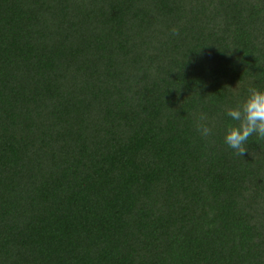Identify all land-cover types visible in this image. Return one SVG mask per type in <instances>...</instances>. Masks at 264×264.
<instances>
[{
  "label": "trees",
  "instance_id": "obj_1",
  "mask_svg": "<svg viewBox=\"0 0 264 264\" xmlns=\"http://www.w3.org/2000/svg\"><path fill=\"white\" fill-rule=\"evenodd\" d=\"M251 88L264 0H0V264H264Z\"/></svg>",
  "mask_w": 264,
  "mask_h": 264
},
{
  "label": "clouds",
  "instance_id": "obj_2",
  "mask_svg": "<svg viewBox=\"0 0 264 264\" xmlns=\"http://www.w3.org/2000/svg\"><path fill=\"white\" fill-rule=\"evenodd\" d=\"M173 34L178 33L174 30ZM225 115L235 123L226 128L224 143L236 155L244 156L250 138L264 140V89H249L247 96L235 107L228 108ZM206 120L202 114L196 124L197 131L204 138L213 134V127L205 123Z\"/></svg>",
  "mask_w": 264,
  "mask_h": 264
}]
</instances>
